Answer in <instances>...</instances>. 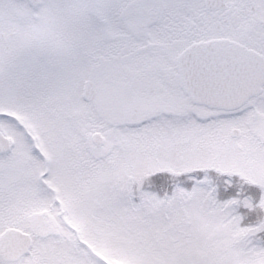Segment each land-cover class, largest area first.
Instances as JSON below:
<instances>
[{
    "label": "snow or ice",
    "instance_id": "snow-or-ice-1",
    "mask_svg": "<svg viewBox=\"0 0 264 264\" xmlns=\"http://www.w3.org/2000/svg\"><path fill=\"white\" fill-rule=\"evenodd\" d=\"M0 264H264V0H0Z\"/></svg>",
    "mask_w": 264,
    "mask_h": 264
}]
</instances>
